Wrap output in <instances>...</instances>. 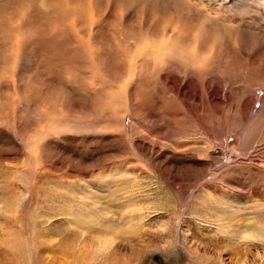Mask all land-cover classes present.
Listing matches in <instances>:
<instances>
[{
    "label": "rangeland",
    "instance_id": "374dc122",
    "mask_svg": "<svg viewBox=\"0 0 264 264\" xmlns=\"http://www.w3.org/2000/svg\"><path fill=\"white\" fill-rule=\"evenodd\" d=\"M174 31L216 39L219 54L205 80L228 99L222 97L216 116L203 106L197 118L208 127L206 117L216 118L212 140L198 134L188 115L176 124L153 117L157 101L181 106L160 92L152 62L138 71L145 81L141 121L124 114L120 144L101 131L103 124L76 130L69 123L96 120L95 113L69 109L76 101L91 105L82 83L94 76L98 85L120 86L98 61L106 57L103 62L121 63L123 70ZM47 73L54 82L44 83ZM58 78L71 90L53 91L50 101L61 117L52 123L42 89ZM26 94L41 96L43 106H25ZM245 101L252 107L242 119ZM48 127L55 132L33 151L36 132ZM182 139L197 140L198 163L209 162L204 150L210 147L205 175L168 154ZM139 143L159 147L149 156ZM26 151L41 158L33 177H27ZM132 169L141 172L137 178L125 172ZM224 203H242L249 213L264 204V0H0V264H264V239L238 242L218 229V216L229 208L215 204ZM236 224L254 229L252 220Z\"/></svg>",
    "mask_w": 264,
    "mask_h": 264
},
{
    "label": "bare ground",
    "instance_id": "6f19581e",
    "mask_svg": "<svg viewBox=\"0 0 264 264\" xmlns=\"http://www.w3.org/2000/svg\"><path fill=\"white\" fill-rule=\"evenodd\" d=\"M120 20H121L120 18L118 20H116V22H117L116 24H119ZM147 31H149V30L147 29ZM175 31H174V34H171V35L169 34L170 36H168V38H167L168 41L163 42V43L159 42V44L153 48H151V46H150L149 48H151V49L146 48V50L143 51L144 55L132 56V58L130 59L128 64H126L124 66L123 70L121 67L123 65L121 63L113 62V63L107 64V62H105V61L103 62V58H106V57H103L101 59L102 62L101 61H98V63L96 62L97 63L96 65L98 67H100V68L103 67L105 69L104 72L107 75L104 73L103 74L106 75L107 77L109 76L108 78H110L111 81L115 80L117 82L119 80H122L120 83V86L118 85L117 89H113L111 86L109 87V86H106L104 84L98 85L97 82H95L96 80H94V76H92V80H93L92 83L91 82L90 83L84 82V85L82 83V87L86 91V95L84 98L89 97L87 99H91V105L89 107H87L88 105L87 106L82 105V103H79L76 101V102H74L73 105L70 104L71 106L69 107V109H71L72 111L73 110L74 111L80 110L81 113H83V112L85 113L88 111L91 113V115L92 114L94 115V113H95L96 120L90 122V124H85V122H81L80 120L74 121V122L71 121L69 123H72L73 126L76 127V130H78V128L84 129L86 127L91 128V129H95L99 125L103 124L105 127L100 126V129H101V131H103L104 134L113 133L114 134L113 136L116 139L115 141H118V140L121 141L122 121H123L124 114L127 111H130L131 113H133L134 117L136 118V119L134 118L136 120V123L138 122V120L141 119V114L143 112V110H142L143 106H141L139 90H140V88H142L141 85H143L145 83V81L143 80L144 83L142 84L141 77L139 74L141 72L138 73V71H140L143 64L152 62L153 63L151 65L152 69L151 68L150 69L153 70V72L156 75H159V77H160L159 83H158L159 87L161 88L160 92L161 93L163 92L162 95H165L164 93H166L169 97H171L173 100H175V104H176V102H178V104H180V106H181L179 109L176 105H174L172 103L166 104V103H163V101L162 102L157 101L155 103L153 102L154 105L152 104V106H155V108H154L155 112L152 113L154 115L153 117H158V120L161 122L164 120V118L162 120V117L165 116V118L166 117L169 118L170 122L176 124L177 122L179 123L178 119H181V117H185V116L187 117V115H188L189 120L193 124H197L196 126H198V130H199L198 134H202V137L206 141L212 140L214 133L216 132V129H217V128L215 129V125H214V123H216L215 122L216 118L215 117H213V118L212 117H206L207 120L210 118V120H209L210 127L205 125L206 120H203V123H202L197 118L200 115L199 113H202V111H203L202 107L203 106H205L207 110H211L213 115L216 116L220 106L222 105L223 102H225V101L222 102V97H223V99L225 98L226 101L228 99L227 95L222 94L223 92H222L221 88H219L216 85L214 86V84H212L210 81L205 80L206 79L205 77H207V75L210 74L211 71L213 70L214 64L217 60V55L219 54L217 47H216V43H215L216 39L214 38V40H213V38L208 37V35H207V37H205V34L201 33L202 31L201 32L198 31L193 36H189V35L184 34V33L182 34L181 32H180L181 34L175 33ZM160 32L163 33V31H160ZM167 34H168V32H167ZM156 35H158V33L153 31V37L154 38L156 37ZM242 45L243 44H240V47H243L242 49H244L245 47ZM76 48L74 50H76ZM143 49H145V48H143ZM78 51L82 52V48L78 47ZM76 52L77 51H75V53ZM83 52H84V50H83ZM87 54L88 53L86 52V55ZM15 56H17V55H15ZM87 56H86V59H87ZM36 59H37V57H36ZM91 60H92V58H91ZM41 61L42 60L39 61V59L37 60V63L39 64V66H40ZM110 61H111V58H110ZM115 61H116V59H115ZM14 62H16L15 59H14ZM169 66L174 67L173 69H175V72L169 73V71H171V69L168 70ZM144 70L145 69L143 68V71ZM142 73H144V72H142ZM48 74L49 73H47V75ZM47 75H46V77H49V79L45 80L44 83L46 81L52 82L53 81L52 80L53 74H50V76L49 75L47 76ZM146 75H148V74H146ZM81 78H83V77H81ZM79 81L81 82V79ZM200 81L203 82L201 84V87L199 84ZM80 82H79V85H81ZM72 85H73V83H72ZM75 85H77V84L75 83ZM56 86H57V88L53 89ZM65 88L68 89V91L71 90L67 86V81L64 82L63 79L58 78V80H56L55 84L51 87L52 90L49 89L48 87L42 89L43 98H44V101L46 100L45 103L48 107L47 111L49 112V113H46V117H48L47 120H50L52 123H54L53 118H58V120H60L59 118L61 117V115L58 116V114H56L57 111L55 112V110L53 108L54 103L52 100L50 101V99L53 97V100H54V95L52 96L54 90L60 89V91H61ZM74 89H75V92L79 91V90L77 91L76 88H74ZM23 92H25V91H23ZM30 92L31 91H29V93ZM75 92H74V94H75ZM37 95L38 94H35V95L34 94H28V96H27V94H26L25 98H24L25 106L28 105V107H31L32 109H34V108L36 109L37 105H40V104H41V106H43L42 105L43 101L41 102V100H42L41 96L39 98V96H37ZM79 95L75 94L74 98H76V97L80 98L81 96L79 97ZM143 96H142V98H144V100L147 99ZM55 98H56L55 100H57V97H55ZM81 98H83V97H81ZM74 100L75 99H73V101ZM145 103H147V102L145 101ZM150 104L148 102V105H150ZM251 104L252 103L250 101H245V102L241 103L240 108H239V114L241 115L242 119L247 116L250 108L252 107ZM143 105H144V103H143ZM146 106H147V104H146ZM145 108H147V107H145ZM147 110H149V108H147ZM36 112H37V114H36L37 116L35 117V119H39L41 117L43 120L44 114L42 112H38V111H36ZM150 112H152V111H150ZM145 115L147 116V114H145ZM69 116H70V114H69ZM76 120H78V119H76ZM55 122H56V120H55ZM47 123H49V122H47ZM56 123H58L59 126H61V125L66 126L68 124L67 121H60V123L58 121ZM37 125H39V124H37ZM47 129L48 130L45 129L46 131L45 130L44 131L39 130L36 132L35 138L30 143L35 148V150L32 149L33 151H36V149H38V147L41 150L43 147L42 146L43 140H44L43 138L46 136V134H53L55 132V130H52V129L49 130V127ZM177 132H179V131H177ZM159 133L154 135V138L157 140L162 139V138L158 137ZM60 134L62 135V133H60ZM65 134L67 135V133H65ZM108 137L109 136H107V138ZM80 138H82V137H80ZM110 140L112 141V139H110ZM121 142H119V144ZM108 143H109V141H108ZM111 144H113V143H111ZM31 145H28V146H31ZM106 145H107V143H106ZM114 145L116 146V144H113V146ZM155 147H159V146H156L154 143H151V144L139 143V144H137L138 150L140 152L146 154V155H149V156L150 155L153 156V154H156V150H155L156 148ZM169 147L171 148V150L168 151L169 155L179 159V161L184 162L186 165H189L190 167L191 166L195 167L194 169L197 170L198 175H200V174L205 175L206 170L211 166L209 164V162H210V160H212L211 157L213 154L210 153L208 150V149H210V147L205 148V150H204L207 153L206 157H208L209 162H205V163H203V162L198 163L199 161L197 162V160H199V158L201 157L200 155L202 154V151L200 150L198 143H197V140H195V139L191 140V141L187 140V139H182L178 142H175L172 145H169ZM113 148H115V147H113ZM119 149H123V147L122 148L120 147ZM100 150H103V149H100ZM113 150H114V152L117 151L115 149H113ZM107 152L108 151L106 150V153L102 152L101 154L103 155V153H104V154L108 155ZM124 152H125V150H124ZM116 153L113 156L117 155ZM109 154H110V152H109ZM25 155L27 156L26 157V159H27L26 160L27 161V163H26L27 164V170H29L27 172L28 176L27 175H25V176L29 177V175H30V177H33L32 175H35L34 172L36 170L37 164H40L38 162L40 157H39L37 152L31 153V152L26 151ZM99 155H100V152H99ZM101 158H102V156H101ZM101 158H99V159H101ZM96 160H97V158H96ZM101 160H103V158ZM106 161H107V159H106ZM99 162H102V161L99 160ZM115 164H116V162H115ZM154 166L155 165H153V167ZM122 167H124V166H122ZM177 168L178 167H176V169ZM229 168H230V166H229ZM172 169L174 170V167H172ZM167 170H169V169H167ZM167 170H165V171H167ZM23 171H26V170H23ZM125 172L130 173L135 178H137L138 174L141 173L138 171L137 172L138 174H137L136 170L134 171L133 169L127 170ZM177 173H180V172H177ZM139 177H141V176H139ZM220 180H222V179H220ZM25 183H26L27 189H29L30 188L29 178L28 179L26 178ZM214 192L216 195V191H214ZM220 205L215 204V206L217 208L218 207L221 208V207H224V205H227L229 208V211L228 212H221V215L218 216L217 222H219V224H220V226H218L219 230L224 231V233L226 235H228L230 238L235 237V238L239 239V240H237L238 242L246 241V240H248V241L250 240L251 242H256L259 239H262V240L264 239V213L262 212L264 210V204L256 206V210L254 213H249V210L247 208L245 209L243 207L242 203H240L237 206L229 204V203H224V204H220ZM246 220L247 221H250V220L254 221V229H251V228L245 229L246 228L245 226L243 228V226L236 224V223L241 222V221L245 222ZM233 222L234 223L236 222V223L234 224Z\"/></svg>",
    "mask_w": 264,
    "mask_h": 264
}]
</instances>
